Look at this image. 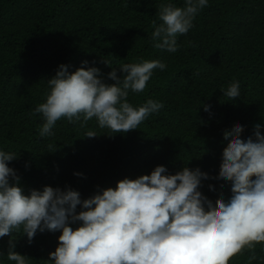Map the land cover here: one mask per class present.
I'll list each match as a JSON object with an SVG mask.
<instances>
[{
	"label": "trees",
	"instance_id": "trees-1",
	"mask_svg": "<svg viewBox=\"0 0 264 264\" xmlns=\"http://www.w3.org/2000/svg\"><path fill=\"white\" fill-rule=\"evenodd\" d=\"M169 2L184 6V0H0V150L17 156L8 166L25 195L50 186L87 199L165 166L171 175L188 167L209 177L202 194L214 206L221 195L231 197V185L218 182L230 147L225 135L243 126L241 139H254V126H264V0H209L193 28L177 38L175 53L151 39L153 22L161 23L160 5ZM142 60H160L167 68L155 70L142 93H129L134 107L149 99L164 104L138 129L117 134L95 119L84 127L61 120L53 136H39L44 121L32 112L45 102L47 82L60 65L71 73L87 61L112 84L108 73L115 69L122 79L121 65ZM235 83L241 99L233 104L224 92ZM88 131L97 136L86 137ZM60 235L37 232L29 243L22 230L14 231L13 250L28 264H48ZM9 240L0 238V264H13ZM229 264H264V246Z\"/></svg>",
	"mask_w": 264,
	"mask_h": 264
},
{
	"label": "clouds",
	"instance_id": "clouds-1",
	"mask_svg": "<svg viewBox=\"0 0 264 264\" xmlns=\"http://www.w3.org/2000/svg\"><path fill=\"white\" fill-rule=\"evenodd\" d=\"M208 3L161 4V23L153 22L154 46L177 52V38L193 28V20ZM87 65L84 61L70 73L69 66L62 64L47 82L45 102L32 112L41 114L44 121L40 137L53 136L61 120L84 127L95 119L101 129L127 133L164 108L162 102L151 99L138 107L128 101L130 92L146 89L155 70H166L160 60L123 64L119 67L125 74L122 79L115 69L108 73L112 84L104 83L100 69ZM225 98L233 104L240 101L241 85L233 84L224 92ZM204 111L209 107L204 106ZM262 127L254 126V139H241L243 126L226 133L230 147L218 182L231 185V197L226 200L221 195L217 206L202 194L209 177L188 167L171 175L165 166H157L150 175L124 178L114 189H100L87 199L71 188L50 186L25 195L19 175L8 166L17 156L0 150V238L10 237L7 260L28 264V257L13 250L12 234L21 230L29 243L37 232H61L48 264H229L243 251L264 246ZM95 136L94 131L86 134ZM209 191L217 194L214 187ZM73 224L79 226L73 229Z\"/></svg>",
	"mask_w": 264,
	"mask_h": 264
}]
</instances>
